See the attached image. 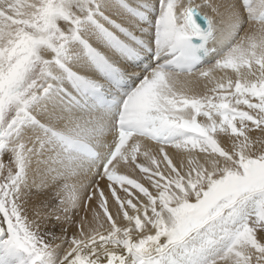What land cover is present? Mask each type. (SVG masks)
<instances>
[{
  "label": "snow or ice",
  "instance_id": "6c2138e0",
  "mask_svg": "<svg viewBox=\"0 0 264 264\" xmlns=\"http://www.w3.org/2000/svg\"><path fill=\"white\" fill-rule=\"evenodd\" d=\"M0 264H264V0H0Z\"/></svg>",
  "mask_w": 264,
  "mask_h": 264
},
{
  "label": "bare ground",
  "instance_id": "6f19581e",
  "mask_svg": "<svg viewBox=\"0 0 264 264\" xmlns=\"http://www.w3.org/2000/svg\"><path fill=\"white\" fill-rule=\"evenodd\" d=\"M209 14L211 15V12L209 11ZM217 75H220L219 73L217 74ZM195 87V86H194ZM200 90H202V89H200ZM150 147H155V145L154 144H150L149 145ZM171 151V150H170ZM101 186L103 187L104 186V182H101ZM109 204H110V211H114V209L111 207V201L109 202ZM71 233H69V235H70ZM56 235L57 236H60V235H62V233L59 231V229H57L56 230Z\"/></svg>",
  "mask_w": 264,
  "mask_h": 264
}]
</instances>
